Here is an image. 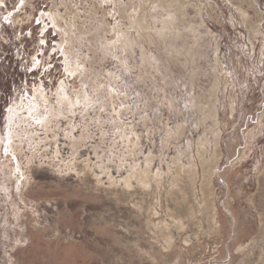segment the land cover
I'll return each instance as SVG.
<instances>
[{
	"label": "rangeland",
	"instance_id": "1",
	"mask_svg": "<svg viewBox=\"0 0 264 264\" xmlns=\"http://www.w3.org/2000/svg\"><path fill=\"white\" fill-rule=\"evenodd\" d=\"M3 1L0 132L37 87L77 104L17 127L48 157L29 171L15 149L24 177L0 171V246L5 221L40 209L56 264H264V0ZM59 167L50 220L29 191Z\"/></svg>",
	"mask_w": 264,
	"mask_h": 264
},
{
	"label": "bare ground",
	"instance_id": "2",
	"mask_svg": "<svg viewBox=\"0 0 264 264\" xmlns=\"http://www.w3.org/2000/svg\"><path fill=\"white\" fill-rule=\"evenodd\" d=\"M3 2V0H0V5H2ZM44 17L45 16L43 15L40 19H43L42 21H45ZM48 17L51 19L54 25L60 28L59 14H51L48 15ZM15 18L16 16L14 15L13 17V14L11 13L7 17L9 21ZM44 26H46V24H44ZM24 94H27L26 97L30 96V92L25 89L21 91V95L23 96ZM56 94L58 99V106L56 108L48 104V102L50 101L49 97L45 92V88L42 87L35 88V94L33 98H29L28 100H25L23 98H21L20 100L19 98H16L14 100L15 103L10 106L7 112L6 130L4 132H0V143L2 144V149L5 148L4 153L6 154V156H9L8 154H11V156L7 157V159H4L2 161L0 159V171L3 175L6 176L8 180H12L14 178L19 179L17 177L18 170L23 174L24 177V173L20 169V162L18 156L16 155L15 149H18L21 154H26V163L29 166V171L33 169L34 160L39 159L41 162L42 159L48 157L47 154H45L47 147L46 140L42 139L41 141H37V138H35V136L32 134H35V132L38 130V127L40 126L48 127L51 119L53 117H58V113L63 114L64 106L70 112H73V108L77 104V100L75 101L73 97L67 96V90L63 85L58 88ZM83 102L86 103L85 100ZM22 124L28 126L32 134H29L28 128H24V130L19 133L17 131V127H22ZM16 137H20V145L17 147L16 143L14 142V138ZM75 139L76 137L72 136V140L76 142ZM23 144H25L26 147L23 146ZM2 149L0 153L1 155ZM76 153L74 155H76ZM59 154L60 149L59 146H57L56 150L54 151V158L56 161L61 162ZM12 157L16 163H13ZM76 158L77 156L74 159ZM148 164H151L150 160L148 161ZM73 167L74 163L71 162L69 169L72 170ZM86 168H90L89 163L87 164ZM100 169L109 170V167H107V165L103 163L100 166ZM90 170H93V168L91 167ZM134 170H137L136 167H134ZM146 170H150V167H148ZM50 172L51 171L48 172L40 170L38 172L39 177L44 180L36 184L35 188H33V191L30 190L29 192L31 194L35 193L38 196V200L36 201H42L40 205L44 207L43 211H47L48 213L50 212L51 216H49V219L52 220L54 219L55 214L57 215L60 212L55 210L56 208L58 210L61 205L60 200L58 199V197H56L59 194L60 189V183L57 181L58 179L56 176L62 173L61 167H59L58 172H56L55 170H53L51 173ZM134 176L135 174L133 173L125 179V182L128 186H131V179ZM143 181L145 182V180ZM28 182L29 177L25 176V181L21 183L19 189L21 190V187L23 185H28ZM46 204L50 205L51 208L47 207ZM39 210L40 209L33 210V217L31 218L30 222H28L27 220L24 221V217L22 215L20 217L18 212L15 214L17 223L12 224L8 220L4 222V225L2 227V241L0 246V264H28L26 260L20 259L21 257L23 258V256L27 252L30 253V258L28 259L33 262H38L41 256L45 258L42 264H56L57 260H55V258H57V256H53L51 252H48L50 245L53 243V241H51L48 237V235L52 232L53 224L51 221L50 224H44V221L40 219L42 216L38 214ZM172 238L173 236L168 232V237L166 239L168 241H171ZM39 239L41 241V247L36 248L34 242L35 240L39 241Z\"/></svg>",
	"mask_w": 264,
	"mask_h": 264
}]
</instances>
